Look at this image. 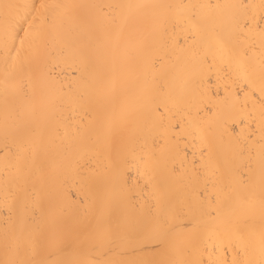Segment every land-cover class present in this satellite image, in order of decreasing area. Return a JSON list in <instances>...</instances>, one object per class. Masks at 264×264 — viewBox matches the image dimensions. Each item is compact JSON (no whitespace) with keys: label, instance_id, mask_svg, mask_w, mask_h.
I'll list each match as a JSON object with an SVG mask.
<instances>
[{"label":"bare ground","instance_id":"1","mask_svg":"<svg viewBox=\"0 0 264 264\" xmlns=\"http://www.w3.org/2000/svg\"><path fill=\"white\" fill-rule=\"evenodd\" d=\"M5 2L50 7L0 22V261L231 260L235 224L258 259L261 0Z\"/></svg>","mask_w":264,"mask_h":264},{"label":"snow or ice","instance_id":"2","mask_svg":"<svg viewBox=\"0 0 264 264\" xmlns=\"http://www.w3.org/2000/svg\"><path fill=\"white\" fill-rule=\"evenodd\" d=\"M50 6L46 4H17V3H0V22H2L4 26V30L8 34L16 33L17 27L19 26L20 30L24 31V38L21 39V45L24 44L25 40L28 39L33 33V27L36 19L39 15H42L41 10H47ZM219 7V6H216ZM232 7H237L243 10H247L252 7L247 4L235 5ZM261 15L264 17V0H261ZM255 23V16H247L245 15L243 23L240 25L241 30H249L251 31V25ZM24 25H27V28H24ZM259 36L261 41L264 42V28L259 29ZM240 78L244 81V83L248 86L250 92H255L256 88L254 86L253 81L250 78V75L247 69H243L240 73ZM260 92V108H259V144H260V183H261V191L262 197H264V69H262L261 75V83L259 86ZM249 92H245V98L243 104H240L239 97H236L233 101L234 106L247 108L248 101L250 99ZM243 131V130H242ZM255 142L252 140L251 135L242 136L238 142L237 147L241 154L244 153L245 149L250 152L251 147ZM28 210L25 207L24 215L21 219V223L25 226L28 225L30 221V217L27 214ZM9 220H11L14 212L11 206H8ZM35 223L34 221H32ZM232 236L235 239L236 243L233 245L232 241L229 240L227 244L223 241L219 243L212 242L215 233L209 232L206 239L209 242H212L211 247L213 250L217 249H225L228 248L233 249L232 259L228 260L223 253L217 256L216 259L211 258V254L209 255V259L205 261L201 257L199 258H191L185 260H160V261H148L141 262V264H264V230H262L260 235V243H259V258L255 257V249L252 243V233L246 232L239 224H235L232 227ZM110 240L113 237H109ZM110 250V249H109ZM18 251V249H17ZM37 251L36 245L33 246V253L35 254ZM207 251V248H205ZM0 264H126L124 261H115V260H95V259H79V260H71V261H48L45 259H27V258H12L8 260L0 261Z\"/></svg>","mask_w":264,"mask_h":264}]
</instances>
